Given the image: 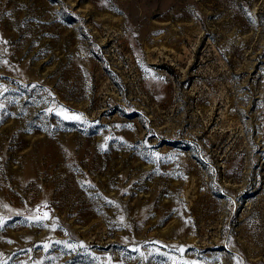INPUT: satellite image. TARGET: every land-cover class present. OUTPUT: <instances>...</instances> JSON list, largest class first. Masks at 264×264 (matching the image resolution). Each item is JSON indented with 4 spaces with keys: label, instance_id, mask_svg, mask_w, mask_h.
<instances>
[{
    "label": "rangeland",
    "instance_id": "rangeland-1",
    "mask_svg": "<svg viewBox=\"0 0 264 264\" xmlns=\"http://www.w3.org/2000/svg\"><path fill=\"white\" fill-rule=\"evenodd\" d=\"M0 264H264V0H0Z\"/></svg>",
    "mask_w": 264,
    "mask_h": 264
},
{
    "label": "snow or ice",
    "instance_id": "snow-or-ice-1",
    "mask_svg": "<svg viewBox=\"0 0 264 264\" xmlns=\"http://www.w3.org/2000/svg\"><path fill=\"white\" fill-rule=\"evenodd\" d=\"M4 43H7V41H4ZM65 118L67 119V118H69V117L65 116ZM72 118H76V119H78L79 117H72Z\"/></svg>",
    "mask_w": 264,
    "mask_h": 264
},
{
    "label": "bare ground",
    "instance_id": "bare-ground-1",
    "mask_svg": "<svg viewBox=\"0 0 264 264\" xmlns=\"http://www.w3.org/2000/svg\"><path fill=\"white\" fill-rule=\"evenodd\" d=\"M206 210V209H205ZM185 218V217H184Z\"/></svg>",
    "mask_w": 264,
    "mask_h": 264
}]
</instances>
